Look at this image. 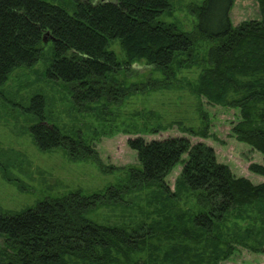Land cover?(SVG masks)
<instances>
[{"label":"trees","instance_id":"16d2710c","mask_svg":"<svg viewBox=\"0 0 264 264\" xmlns=\"http://www.w3.org/2000/svg\"><path fill=\"white\" fill-rule=\"evenodd\" d=\"M235 1L203 0L194 8L198 24L188 31L160 19L171 10L170 0H76L72 12L46 0H0V89L16 69L38 64L48 42L46 76L64 83L83 111L163 85L155 80L133 88L120 79L141 62L169 80L175 67L200 61L196 93L211 104L238 108L235 136L264 155V0H258V19L237 26L231 20ZM115 41L125 59L111 48ZM202 42L209 46L199 58ZM28 103V131L38 148L64 149L72 160L92 157L104 167L81 132H65L49 118L42 94ZM207 131L208 123L199 134L208 137ZM128 144L139 166L129 171L127 186L89 195L76 190L15 213L0 210L1 264H221L239 246L264 251V181L236 176L212 146L185 136H137ZM177 165V185L196 194V210L184 209L183 196L167 183ZM250 170L264 176V164L252 163ZM145 186L158 192L152 197L160 199L157 217L121 227L87 216Z\"/></svg>","mask_w":264,"mask_h":264},{"label":"rangeland","instance_id":"374dc122","mask_svg":"<svg viewBox=\"0 0 264 264\" xmlns=\"http://www.w3.org/2000/svg\"><path fill=\"white\" fill-rule=\"evenodd\" d=\"M73 11L76 0H46ZM97 1V0H95ZM203 0H170L171 10L160 19L175 22L191 31L198 24L195 6ZM258 0H236L231 20L237 26L244 20L258 19ZM52 42L34 67H21L10 75L0 89V210L15 213L36 205L45 198L57 197L81 190L83 194L103 193L110 186H127L129 171L139 166L137 153L128 139L143 136L146 140L185 136L192 143L205 142L212 146L220 162L230 166L236 176L254 183L264 176L250 170V164H264V155L246 142L240 141L233 126L240 119L238 108L211 104L196 93L194 87L204 67L203 63L175 67L173 79L164 80L160 71L141 62L130 71L120 73V79L130 87L139 84L158 88L133 90L121 104L95 103L88 111L74 104L64 83L49 79L46 66L51 56ZM208 44L202 42L198 57L205 55ZM111 48L120 59L125 52L115 41ZM167 81V82H165ZM40 93L46 100V112L65 132H81L98 150L104 167L92 157L72 160L64 149L44 151L38 148L28 128L31 116L25 108L29 99ZM206 117V118H204ZM208 123V137L199 134ZM193 131V132H192ZM111 167H115L111 170ZM182 166L177 165L167 177L171 189L177 191L184 209L196 210V194L185 192L177 185ZM156 187H138L124 193L119 203L98 205L87 216L104 224L130 227L142 220L157 217L160 199ZM156 192V193H155ZM152 198V199H151ZM253 209V208H252ZM3 237L0 235V247ZM264 247V242H263ZM1 264V261H0ZM221 264H264V251L254 252L239 246Z\"/></svg>","mask_w":264,"mask_h":264},{"label":"water","instance_id":"95a60500","mask_svg":"<svg viewBox=\"0 0 264 264\" xmlns=\"http://www.w3.org/2000/svg\"><path fill=\"white\" fill-rule=\"evenodd\" d=\"M44 41H45V42H47V41H48L47 37H45V38H44Z\"/></svg>","mask_w":264,"mask_h":264}]
</instances>
